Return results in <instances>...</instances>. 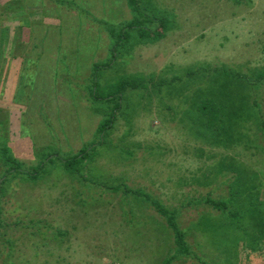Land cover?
<instances>
[{
  "label": "rangeland",
  "instance_id": "rangeland-1",
  "mask_svg": "<svg viewBox=\"0 0 264 264\" xmlns=\"http://www.w3.org/2000/svg\"><path fill=\"white\" fill-rule=\"evenodd\" d=\"M122 1L120 13L105 11L112 15L66 13L52 0L40 14L11 18L0 7V68L8 59L24 62L12 73L17 85L10 76L0 86L2 142L28 173H40L6 177L1 187L0 264H165L176 257L173 233L144 193L178 214L191 255L177 254L172 264H264V135L252 129L250 108L238 107L244 89L224 78L263 69L264 0H143L139 20L171 22L154 44L128 28L132 17L122 13ZM114 2L103 0L106 8ZM129 77L155 86L127 88L123 98L103 102ZM174 78L180 81L168 86ZM205 88L232 93L227 98L238 108L231 137L228 120L203 136L196 104ZM252 94L264 118V87ZM112 117L113 127L99 137V125ZM90 149L85 164L66 170L61 163ZM221 167L239 174L220 175ZM4 172L0 163V177ZM235 177L242 182L234 192L255 189L248 201L261 202L234 224L202 202L228 200Z\"/></svg>",
  "mask_w": 264,
  "mask_h": 264
},
{
  "label": "trees",
  "instance_id": "trees-1",
  "mask_svg": "<svg viewBox=\"0 0 264 264\" xmlns=\"http://www.w3.org/2000/svg\"><path fill=\"white\" fill-rule=\"evenodd\" d=\"M127 5L129 9L131 10L132 13V20L129 21L126 25L128 28H130L132 31H137L139 33V37L141 40L143 38L148 39V43L154 44L162 41L163 39L166 38V35L170 31L169 26L171 24L170 20L168 18L164 19H147V20H139L141 17H145L141 5H143V0H126ZM11 18V16H9ZM137 24H147V25H154L157 26L155 27L154 31H147L144 28L141 27H136L135 25ZM149 33V34H148ZM111 36V35H109ZM130 37L128 34H123L122 38H127ZM12 38V37H11ZM12 45V42H10ZM8 48L10 49L11 46L8 45ZM114 55L116 54V51L114 52ZM24 64V63H23ZM98 65V64H97ZM97 65L94 67V73L97 72ZM1 70V68H0ZM193 74V73H191ZM197 77L199 73L196 74ZM224 78L226 80H230L228 82L227 86H233L235 89L242 88L244 89L243 92V98H244V103L241 105L238 104V107L241 108H250L248 115L252 116L253 118L257 119L255 130H261L263 135H264V118L261 110V106L258 102V100L253 99V92L260 90L261 88L264 87V67L261 70H258L254 74H232L229 73L228 71L224 73ZM197 79V78H196ZM179 78H174L172 81L169 82L168 86L173 87L174 83L179 82ZM239 83V84H238ZM155 84L153 80H146L142 78H136V77H129L126 79H123L121 83L118 84L117 86V93L115 95L109 96L107 99L103 100V102H108L111 103L114 99L116 98H123L124 94L123 92L127 89L130 88L131 90H139L142 88H147L151 87L154 88ZM222 89L225 90V87H222ZM205 91H202V96L203 98L199 99L198 103L196 104L197 110H199L200 115H198V120L197 122L205 129V133L203 136H207V132L213 131H219L221 130V126L226 127V120H228V134L227 136L231 137V129L232 126H234V119H235V112L237 111V108H234V106L231 105L230 103V95L232 93H225V91H219V90H213L211 93L209 92L208 88L204 89ZM226 97V99H224ZM229 97V98H227ZM226 113V114H224ZM243 114L244 111L242 112ZM223 114V116H222ZM225 116V117H224ZM114 117L108 119L107 121L101 122L99 125V128L97 130V133L99 137H104V134L109 131L113 127V121ZM209 120V121H208ZM232 120V121H231ZM202 123V124H201ZM1 126H0V163L4 169V175L0 177V192L2 193V188L3 185L6 183V177H16V176H23L27 175L30 178L33 179H38L40 177V173H28L26 171L27 167L24 163L19 161L13 156V153L11 149L6 146L2 142V131H1ZM252 129H245L246 132H250ZM244 130V132H245ZM217 133V132H216ZM202 134V133H201ZM246 135V133H243ZM216 137H221L220 134H214ZM213 134L211 136H214ZM214 136V137H215ZM248 136V135H246ZM104 139V138H103ZM230 140V139H229ZM100 144L98 147H100L103 143L104 140H100ZM209 141V140H208ZM214 143L216 146L223 148L221 142L217 141H210ZM97 147V146H95ZM97 147V148H98ZM93 149L90 150H84L82 151L78 156H76L72 160H61V163L63 166L66 168V170L73 169L72 166L74 164H85L88 160H90V155L92 153ZM91 152V153H90ZM46 162V161H45ZM53 159H48L47 163H52ZM46 167V164H42L40 166V170H44ZM69 168V169H68ZM25 170V171H24ZM221 173L222 174H239L237 170L231 169V168H223L221 167ZM76 170H74L75 172ZM226 171V173H225ZM75 175V173L73 174ZM237 181H240V179H237L235 177L234 183L231 185L234 186ZM242 182V181H240ZM115 193H119L121 191L120 188L117 189H111ZM255 190V189H254ZM254 190H249V189H242V190H236L234 192L233 188L231 189V195L228 200L226 201H214L210 198H207L203 200V205H206L210 207V209L214 210V212L218 214H224L227 215L228 218L230 219L231 223H240L244 219V214L243 210L246 208H255L258 203L261 201L256 200V198L251 197V201L249 200L250 194L255 193L256 191ZM132 193V192H130ZM129 191L126 189L125 194H130ZM143 195V196H142ZM240 195V196H239ZM141 196L144 198V201L150 206V208L158 215L160 218H163L166 222V226L172 231L173 237H174V242L176 246V257H172L170 260L166 261L165 264H172L173 261L177 258L178 255L184 254V255H191V247L188 244L186 240V235L182 230L180 229L179 222H178V214L176 211H171L168 209L166 206L161 204L160 202L154 200L151 195L149 194H141ZM239 200V201H237ZM250 207H247L249 206ZM233 210V211H232ZM0 216H1V210H0ZM1 230V227H0ZM245 230V229H244ZM245 235L248 234L247 230H245ZM259 251L256 250V254H258ZM178 254V255H177ZM260 254V253H259Z\"/></svg>",
  "mask_w": 264,
  "mask_h": 264
},
{
  "label": "crops",
  "instance_id": "crops-1",
  "mask_svg": "<svg viewBox=\"0 0 264 264\" xmlns=\"http://www.w3.org/2000/svg\"><path fill=\"white\" fill-rule=\"evenodd\" d=\"M14 1L19 2V0H12V1L1 0V2H0V7L3 8V10L5 11L6 14H9L12 17L21 16V15H29L30 13L34 14L33 10L39 11L38 13H35V14H40V13H42V10L46 8L45 5L47 4L46 3L47 0H43L42 3H40L38 6H35V4L33 2L31 4V0H25L24 4H19V3L14 4V3H16ZM52 1L59 3L58 4L60 6L59 10L64 9V10H66V13H67V10H70V9H72V10H74V9L83 10V9L87 8V9L91 10V12L89 13L91 15H100V14L109 15L110 13L105 14V11L110 10V9L120 13L121 7H118V6H121V2H123L121 0L120 3H116V0H115V2H114V0H112V2L116 3V4H112V5H117V6H115V8H112V6L109 5L110 4L109 3V4H107V8H106V7H104L105 4L103 3V0H97L98 3H99V1L103 3V4L100 3V5L99 4L96 5V0H93L92 3H91L92 0H74V1L73 0H52ZM122 7H123V5H122ZM123 10H124V12L122 11V13L124 15H126L125 11L126 12L128 11V14L131 15V17H132V13H131V10L129 9L128 5L126 6V4H125V8L123 7ZM110 15H112V14H110ZM13 20H15V19L13 18ZM131 20H132V18H131ZM32 30H31L30 26L27 29H24L23 31L25 32L24 33L25 36H27V34L31 35L33 32ZM13 31H15V30H13ZM14 37L15 36H12V38H11L12 40L10 42H12L14 40ZM108 39H109V37H108ZM29 42H30V40H28V38H27V40L25 41V43H27L26 44L27 46H29ZM15 43H13V47H14ZM11 47H12V45H11ZM94 58H97V56L95 55ZM18 60H19V63H18ZM20 60L21 59L19 58V59H12V60L8 59L7 61H5L4 65L1 68V70H2L1 71L2 72L1 73L2 74V77H1L2 83H0V86H5L8 83L10 76L12 77L10 80L13 83V85H17V79L14 80V78H15L14 74H15V71L18 70L17 66L20 67L21 64L23 65V63H24V62H20ZM93 63L94 62H91L92 67L89 69L90 73H92L91 71H93V73H94V67H95V65H97V64H93ZM12 73H14V74H12ZM18 78H19V76H18ZM5 80H7V81H5ZM13 88L16 89V87H13ZM3 91H5V90L2 88L0 90V96L1 97H2ZM0 107H1V105H0Z\"/></svg>",
  "mask_w": 264,
  "mask_h": 264
}]
</instances>
